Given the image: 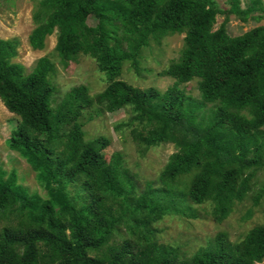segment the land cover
I'll return each mask as SVG.
<instances>
[{
    "label": "trees",
    "instance_id": "1",
    "mask_svg": "<svg viewBox=\"0 0 264 264\" xmlns=\"http://www.w3.org/2000/svg\"><path fill=\"white\" fill-rule=\"evenodd\" d=\"M218 15L225 18L215 28ZM233 15L262 21L264 0H228L226 7L214 0H38L30 47L44 50L58 31L66 67L85 55L106 75L95 98L82 86L57 107L52 58L27 72L15 62L20 40L0 38V100L18 118L9 144L49 195L30 194L0 165V264L264 263V223L238 243L221 233L190 258L162 244L155 227L168 215L195 218L192 205L205 203L223 222L264 169V25L232 37ZM174 34L185 37L179 59L162 72L172 87L141 90L121 80L126 62L139 73L150 43ZM194 80L201 102L182 88ZM96 107L126 110L124 126L139 147H175L159 188L140 191L123 153L106 154V137L86 141L83 114Z\"/></svg>",
    "mask_w": 264,
    "mask_h": 264
},
{
    "label": "rangeland",
    "instance_id": "2",
    "mask_svg": "<svg viewBox=\"0 0 264 264\" xmlns=\"http://www.w3.org/2000/svg\"><path fill=\"white\" fill-rule=\"evenodd\" d=\"M38 0H0V38L20 40L18 57L15 62L25 66L31 72L38 59L49 56L57 65V74L53 83L57 88L55 107L75 88L87 87L89 95L95 98L107 87L106 75L99 71L97 63L89 56L81 55L76 62L66 67L58 52V31L48 38L44 50H34L29 45V35L35 27L33 22L34 5ZM218 6H228V0H214ZM246 1V0H244ZM224 16L218 15L215 28L219 27ZM89 25L94 26L96 20L90 18ZM264 25V19L257 21L251 18L243 22L239 17L231 16L227 24L228 34L232 37L243 35L252 29ZM183 34L165 37L160 44L151 42L143 51L140 60V71L136 72L126 62L122 81L141 89L155 88L162 92L172 87L175 81L163 77L162 72L179 59L184 47ZM199 80L182 86L188 95L201 102ZM211 107L208 106V110ZM129 120L126 110L114 114H106L100 108L87 110L83 114V131L86 141H94L106 137L111 141V147L106 154L112 156L117 152L124 155L126 166L131 170L140 191H145L148 184L159 188V176L168 162L169 157L176 152L172 145L146 150L139 147L132 139L131 131L124 126ZM18 118L9 112L0 100V165L9 175L16 173L18 185L30 194L48 198L39 184L37 174L20 153L10 147L12 133L17 127ZM197 217L183 215H168L155 227L159 230V241L162 244L176 247L186 258L192 257L198 251L209 248L216 237L223 233L233 243L241 242L256 227L264 223V169L259 170L253 191L242 203H236L233 212L221 223L214 220L213 204L192 205ZM2 224H0L1 227ZM264 264V263H261Z\"/></svg>",
    "mask_w": 264,
    "mask_h": 264
}]
</instances>
